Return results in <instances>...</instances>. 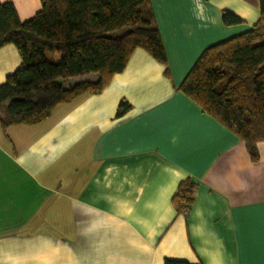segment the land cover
<instances>
[{
	"label": "crops",
	"instance_id": "crops-1",
	"mask_svg": "<svg viewBox=\"0 0 264 264\" xmlns=\"http://www.w3.org/2000/svg\"><path fill=\"white\" fill-rule=\"evenodd\" d=\"M6 3L21 22L42 9ZM150 3L167 67L138 49L102 93L38 125H0V264H264V142L253 163L244 142L178 92L206 49L257 24L259 0ZM223 11L243 24L224 26ZM21 65L15 46L0 49V87ZM122 101L131 109L119 117ZM186 182L194 201L179 213Z\"/></svg>",
	"mask_w": 264,
	"mask_h": 264
},
{
	"label": "trees",
	"instance_id": "trees-1",
	"mask_svg": "<svg viewBox=\"0 0 264 264\" xmlns=\"http://www.w3.org/2000/svg\"><path fill=\"white\" fill-rule=\"evenodd\" d=\"M33 19L21 22L15 7L0 5V49L15 46L21 67L0 87V125L34 126L55 109L86 95L102 93L141 49L167 67L163 40L150 0H41ZM260 19L243 34L206 49L178 92L245 143L253 163L264 142V0ZM226 27L243 24L223 11ZM97 75L96 82L66 88L62 81ZM169 76V71H166ZM131 106L122 101L118 116ZM195 185L181 184L173 199L177 212L188 213ZM164 264H190L166 260Z\"/></svg>",
	"mask_w": 264,
	"mask_h": 264
},
{
	"label": "rangeland",
	"instance_id": "rangeland-1",
	"mask_svg": "<svg viewBox=\"0 0 264 264\" xmlns=\"http://www.w3.org/2000/svg\"><path fill=\"white\" fill-rule=\"evenodd\" d=\"M63 84H66V82L62 81Z\"/></svg>",
	"mask_w": 264,
	"mask_h": 264
}]
</instances>
